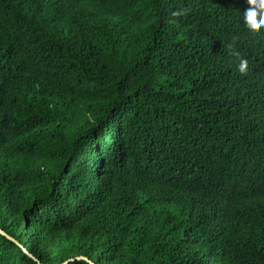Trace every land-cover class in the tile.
<instances>
[{"label":"trees","instance_id":"1","mask_svg":"<svg viewBox=\"0 0 264 264\" xmlns=\"http://www.w3.org/2000/svg\"><path fill=\"white\" fill-rule=\"evenodd\" d=\"M246 7L0 0V264H264Z\"/></svg>","mask_w":264,"mask_h":264},{"label":"clouds","instance_id":"2","mask_svg":"<svg viewBox=\"0 0 264 264\" xmlns=\"http://www.w3.org/2000/svg\"><path fill=\"white\" fill-rule=\"evenodd\" d=\"M247 7L242 12V21L244 26L252 32L264 30V0H246ZM187 9H179L172 12V16L183 17ZM247 60L240 58L237 70L240 72L247 71Z\"/></svg>","mask_w":264,"mask_h":264},{"label":"water","instance_id":"3","mask_svg":"<svg viewBox=\"0 0 264 264\" xmlns=\"http://www.w3.org/2000/svg\"><path fill=\"white\" fill-rule=\"evenodd\" d=\"M0 233L3 234V235H6V234H5L4 232H2L1 230H0ZM11 239H12V238H11Z\"/></svg>","mask_w":264,"mask_h":264}]
</instances>
